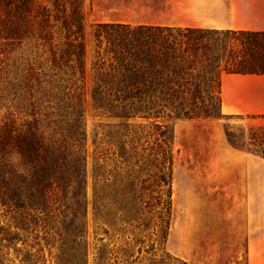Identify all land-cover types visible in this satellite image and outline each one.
<instances>
[{
	"label": "rangeland",
	"instance_id": "374dc122",
	"mask_svg": "<svg viewBox=\"0 0 264 264\" xmlns=\"http://www.w3.org/2000/svg\"><path fill=\"white\" fill-rule=\"evenodd\" d=\"M117 1L82 0L86 54L81 125L87 197L82 249L86 264H95L98 251L103 252V264H233L236 255L244 258V245L230 242L228 225L251 216L264 218V131L257 133L262 141L248 140L250 127L264 126V115L220 114L216 97L204 84L202 102L197 103L200 117L187 118L169 110L179 109V102L167 104L158 118L99 114L90 97L96 77L92 68L95 25L140 22L147 20L141 18L143 14H151L123 8L118 12ZM121 1L126 4L131 0ZM229 37L220 34L214 38L227 50ZM55 38L58 42L62 37L55 33ZM41 54L33 41L22 40L12 47L0 75V122L8 117L16 123L31 121L34 113L40 131L46 137H56L62 127L56 109L37 100L32 111L18 81L28 62L39 65ZM156 125L170 137L172 154L170 170L168 163L164 164L170 185V213L165 217L162 212L168 187L159 180L161 143L156 139ZM225 130L236 138L238 147L230 145ZM10 162L19 168L15 156ZM100 186L108 214L98 221L93 201ZM121 194L135 204L139 219L131 217V221L128 216L120 222L119 210L132 208ZM67 196L70 208V193ZM70 213L63 206L40 215L31 210L7 212L0 206V228L20 239L9 244L0 235V264H60L62 249L70 248L73 240ZM162 220L169 222L165 235Z\"/></svg>",
	"mask_w": 264,
	"mask_h": 264
},
{
	"label": "trees",
	"instance_id": "16d2710c",
	"mask_svg": "<svg viewBox=\"0 0 264 264\" xmlns=\"http://www.w3.org/2000/svg\"><path fill=\"white\" fill-rule=\"evenodd\" d=\"M83 21L82 0H0V75L12 47L22 40L33 41L34 47L41 49L42 61L38 66L28 62L18 81L32 111L37 100L49 103L56 109L57 123H62L58 136L46 137L34 113L31 121L16 123L8 117L0 122V206L7 212L31 210L39 215L47 210L58 211L62 206L69 209L73 240L70 248L62 249L60 264H86L82 249L86 233L82 219L87 211L86 151L81 125L86 54ZM55 33L62 37L58 42ZM220 34L225 38L230 35L227 50L214 38ZM93 38L92 68L96 77L90 97L101 115L158 118L165 113L167 104L179 102V109L169 110L187 118L200 117L197 103L202 102L201 84L216 97L219 107L222 74L264 75V32L118 22L96 24ZM156 126V139L161 143L159 180L168 187L162 212L165 217L170 213V185L164 164L168 163L170 170L172 154L170 137ZM250 131V142L262 141V135L257 133L263 132L264 126L250 127ZM225 135L230 145L238 147L229 130ZM12 156L19 168L11 164ZM96 179L100 181L101 177ZM101 190L100 186L94 192L93 201V215L98 221L108 214ZM121 196L132 208L119 210L120 222L128 216L131 221V217L139 219L135 204L128 202L124 194ZM162 223L165 235L169 222ZM0 235L9 244L20 240L17 234L3 228ZM104 260L103 252L98 251L95 264H103Z\"/></svg>",
	"mask_w": 264,
	"mask_h": 264
},
{
	"label": "crops",
	"instance_id": "0c3cea01",
	"mask_svg": "<svg viewBox=\"0 0 264 264\" xmlns=\"http://www.w3.org/2000/svg\"><path fill=\"white\" fill-rule=\"evenodd\" d=\"M121 8L151 13L127 24L264 32V0H118ZM219 96L223 115H264V75L222 74ZM227 228L230 242L244 245V258L236 255L233 264H264V218L246 217Z\"/></svg>",
	"mask_w": 264,
	"mask_h": 264
}]
</instances>
